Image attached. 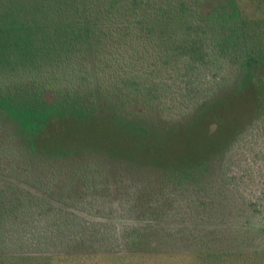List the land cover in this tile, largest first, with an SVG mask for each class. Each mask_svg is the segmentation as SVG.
Listing matches in <instances>:
<instances>
[{"label": "trees", "instance_id": "obj_1", "mask_svg": "<svg viewBox=\"0 0 264 264\" xmlns=\"http://www.w3.org/2000/svg\"><path fill=\"white\" fill-rule=\"evenodd\" d=\"M262 71L264 0H0V264H264L228 174L247 127L264 163V111L223 128ZM68 119L135 147L60 146Z\"/></svg>", "mask_w": 264, "mask_h": 264}, {"label": "rangeland", "instance_id": "obj_2", "mask_svg": "<svg viewBox=\"0 0 264 264\" xmlns=\"http://www.w3.org/2000/svg\"><path fill=\"white\" fill-rule=\"evenodd\" d=\"M263 111L264 71L261 72L259 78L253 82L251 87L248 86L236 94V97L234 96L226 110L225 120L223 121L226 127L224 126L223 128L227 129L230 123H235L238 117L241 120L243 115L258 116ZM59 125V127L50 130V136L60 146L64 145L67 147L68 145H73V143H80L79 140H89L93 143H101L102 145H117L122 149L126 148L125 151L132 150L135 147L134 144L126 142L124 137L116 132H112L107 126L101 123L92 126L90 123H79L76 120L68 119ZM249 129L250 127L245 129L244 133L241 134L239 142L233 148L232 156L229 158L228 165L230 171L228 170V174L235 180L233 183L236 185V191L244 199L256 201L261 197L264 200V163L260 155L263 143H260L256 139V129ZM176 135H170L169 140L174 142L177 147L166 143L168 145V155L164 156L167 158H178L181 155H193L197 149L196 145L192 143V139L196 143L194 141L195 136L190 133L186 137L182 132ZM49 144L44 146H49ZM111 260L107 257H93L87 261H81L82 263H75L74 261L65 264H109Z\"/></svg>", "mask_w": 264, "mask_h": 264}]
</instances>
